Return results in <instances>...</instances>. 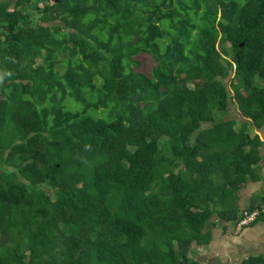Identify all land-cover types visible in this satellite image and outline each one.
I'll return each mask as SVG.
<instances>
[{
    "label": "trees",
    "instance_id": "1",
    "mask_svg": "<svg viewBox=\"0 0 264 264\" xmlns=\"http://www.w3.org/2000/svg\"><path fill=\"white\" fill-rule=\"evenodd\" d=\"M255 129L264 0H0V264H199L264 223Z\"/></svg>",
    "mask_w": 264,
    "mask_h": 264
},
{
    "label": "crops",
    "instance_id": "2",
    "mask_svg": "<svg viewBox=\"0 0 264 264\" xmlns=\"http://www.w3.org/2000/svg\"><path fill=\"white\" fill-rule=\"evenodd\" d=\"M264 176V169H263ZM264 179V178H263ZM263 180L260 181H249L246 185L240 189L239 191V206L241 208V204L244 206L241 209H244L245 206L250 203L253 199H255L264 188L263 186L259 187ZM247 192V193H246ZM235 224L231 222H225L223 220H217L216 218L209 222L206 226V232H210L212 235V240L208 245L204 246H196V250L200 248L201 250H205L208 255H210V263L209 264H217L221 262V264H240L243 260L249 258L250 256H255L259 254H264V223L256 224L251 227L244 228L240 234H237L233 237ZM224 237V238H223ZM231 239L228 243L226 242L230 249L224 248L222 250H215V242L217 239ZM195 246V245H194ZM228 247V248H229ZM214 249V253L212 254V250ZM216 251L224 252V257L221 258L216 254ZM198 251H196V254ZM251 253L255 255H251ZM231 255V256H230ZM203 256V255H200ZM219 256V257H218ZM232 257V258H230ZM197 259V258H196ZM220 260V262H219ZM199 264H202L199 259H197Z\"/></svg>",
    "mask_w": 264,
    "mask_h": 264
},
{
    "label": "rangeland",
    "instance_id": "3",
    "mask_svg": "<svg viewBox=\"0 0 264 264\" xmlns=\"http://www.w3.org/2000/svg\"><path fill=\"white\" fill-rule=\"evenodd\" d=\"M217 46H218L219 49H221V45H217ZM224 47L227 48V49L229 48L228 45H226ZM136 58L142 64V66L140 68L141 71L148 72L150 70V65L148 63V56L147 55H139ZM225 83L227 84V86H229L230 85L229 79H227L225 81ZM229 91H230V95H233V93H232V91L230 89H229ZM230 118L237 119V120H242L241 119V116H240V113L238 112L237 105L236 104H232L231 102H230V105H229V114L226 115V116H224L223 119L226 120V119H230ZM255 133H257L260 136V138L262 139V141H264V130L263 129H258V130L255 129ZM262 152L264 153V151H262ZM261 186L264 187V179L261 182V184L258 185V189ZM243 207L244 206L241 204V208H243ZM242 230H244V229H240L239 230V228L236 227L235 230H234V234L235 235H233V237L236 236L237 234H240L242 232ZM223 238L216 240L215 247H214L215 250H222L224 248L230 249V247L227 244H225V243L226 242L228 243V241L230 242L232 238L231 239H228V240H225ZM214 249L213 248L212 249L210 248V250H212V254L214 253ZM197 251H198V253L196 255H194L195 258L199 259L202 264H209L210 263V260H209L210 259V255H208L207 252L205 253V250L204 249L201 250L200 248H198ZM216 254L219 255L221 258H223L225 256L224 255V252H221V251H216ZM200 255H203V256H200ZM251 255H255V254L251 253ZM230 258H232V257H230ZM219 262H220V260H219ZM216 263L217 264H221V262L218 263L217 261H216Z\"/></svg>",
    "mask_w": 264,
    "mask_h": 264
},
{
    "label": "built area",
    "instance_id": "4",
    "mask_svg": "<svg viewBox=\"0 0 264 264\" xmlns=\"http://www.w3.org/2000/svg\"><path fill=\"white\" fill-rule=\"evenodd\" d=\"M257 212L247 215L245 218H243L237 225V227L242 229L243 226L248 225L256 216Z\"/></svg>",
    "mask_w": 264,
    "mask_h": 264
}]
</instances>
